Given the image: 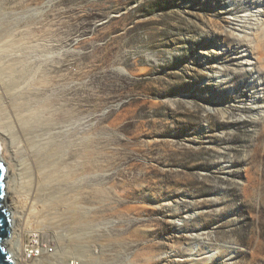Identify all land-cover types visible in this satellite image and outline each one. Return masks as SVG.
Here are the masks:
<instances>
[{"label":"rangeland","instance_id":"1","mask_svg":"<svg viewBox=\"0 0 264 264\" xmlns=\"http://www.w3.org/2000/svg\"><path fill=\"white\" fill-rule=\"evenodd\" d=\"M251 11L0 0L3 87L53 151L21 244L48 234V258L69 264H264V18L248 29Z\"/></svg>","mask_w":264,"mask_h":264},{"label":"bare ground","instance_id":"2","mask_svg":"<svg viewBox=\"0 0 264 264\" xmlns=\"http://www.w3.org/2000/svg\"><path fill=\"white\" fill-rule=\"evenodd\" d=\"M246 1L247 3H250V7L252 6V11L248 16H251L253 25L252 27L248 26V29L257 30L258 27H256V24H260L264 18V10L260 9L258 7L259 5H257L261 3V1ZM243 23L244 25L242 27L247 28V20H244ZM1 63L2 60L0 61V64ZM242 65L248 66L245 68L250 71L253 70L254 62L247 59L242 62ZM2 71L3 66H1L0 73ZM54 85H56V83L49 79V85L46 89L50 88V86L53 87ZM31 134V126H29L28 122L23 120L18 111L17 97L15 94L7 92V90L3 87L2 79L0 78V158L4 163H6L5 166L7 167V172L9 174V179L7 178L6 195L3 201V207L9 213L11 224V236L4 242L5 249L11 255L13 264H61V262L62 264H69L64 261L59 263L57 260L52 262L51 258H48L52 256H60L58 251H55L56 248L51 251V246L47 245L50 242L48 234H42L40 236L37 234L36 230H29L27 232L28 238L26 240L27 242H25L26 244H21L23 242L21 238L24 234L23 224H25L24 221L26 215H28L27 209L32 207L33 201L36 199V196L31 193L36 186L34 183H41V180L38 179V175L42 171L47 172V169H49V177H52L50 174L52 173L51 157L53 151L43 150L41 148V140L33 139ZM43 154H46L45 162L41 160ZM22 158L23 161H27V168L30 171V180L25 184L26 189L30 192L21 190L25 189L22 185V175L20 170ZM47 164H49V166ZM80 164L82 165L81 162L79 165ZM35 166L40 170L37 173L35 172ZM6 200H8L7 207L5 206ZM29 200L30 202L28 208ZM12 223H14L13 233ZM39 250H41L40 256ZM55 252H57L55 255H51ZM28 253H31V256H28ZM29 258H31V260ZM33 261H36V263ZM79 261V259H74V262L71 260L70 264H83V262L80 263Z\"/></svg>","mask_w":264,"mask_h":264},{"label":"water","instance_id":"3","mask_svg":"<svg viewBox=\"0 0 264 264\" xmlns=\"http://www.w3.org/2000/svg\"><path fill=\"white\" fill-rule=\"evenodd\" d=\"M7 167L0 158V264H13L11 255L6 251L4 242L11 236L9 213L3 207L7 186Z\"/></svg>","mask_w":264,"mask_h":264}]
</instances>
